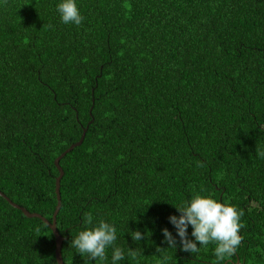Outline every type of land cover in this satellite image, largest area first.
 Wrapping results in <instances>:
<instances>
[{"label":"trees","instance_id":"trees-1","mask_svg":"<svg viewBox=\"0 0 264 264\" xmlns=\"http://www.w3.org/2000/svg\"><path fill=\"white\" fill-rule=\"evenodd\" d=\"M61 2L0 0V192L51 222L54 160L86 129L59 162L64 264H112L115 247L117 264H213L215 244L182 251L169 220L197 194L244 210L222 264H264V0H76L78 26ZM85 213L117 228L104 261L70 247ZM54 249L0 196V264H56Z\"/></svg>","mask_w":264,"mask_h":264},{"label":"clouds","instance_id":"clouds-1","mask_svg":"<svg viewBox=\"0 0 264 264\" xmlns=\"http://www.w3.org/2000/svg\"><path fill=\"white\" fill-rule=\"evenodd\" d=\"M57 12L61 21L65 24L80 25L84 17L81 15L76 0H62L57 5ZM49 27H52L49 25ZM257 154L264 158V151L257 148ZM175 206V205H174ZM180 213L179 216L169 217L170 223L176 228L179 236L181 250L192 254L199 253L202 247H207L210 243L215 244L214 255L216 257L213 264H222L226 257H232L242 243L243 237L240 235L244 225L241 218L244 210L236 206L219 202L210 195L197 194L190 201H186L179 206H175ZM83 223L84 230L79 231L75 238L70 241V247L75 248L77 253L90 260H106V250L115 244L117 239V228L114 224L100 219L94 224L90 213H85ZM192 227L189 239L188 229ZM164 242L168 248H177V239L167 228L162 230ZM134 241H140L145 237V233L139 230L131 232ZM162 248H158L160 252ZM128 255L136 257L137 252L129 248ZM125 253L119 247H115L112 255V264L124 259ZM165 260L168 257L164 258Z\"/></svg>","mask_w":264,"mask_h":264},{"label":"water","instance_id":"water-1","mask_svg":"<svg viewBox=\"0 0 264 264\" xmlns=\"http://www.w3.org/2000/svg\"><path fill=\"white\" fill-rule=\"evenodd\" d=\"M86 129L83 130L80 139L78 140V142L72 144L69 146L68 149H66L60 156H58L55 160H54V166L58 171V176L55 180V196H56V207L54 210V213L52 215V220L51 222H49L47 219L43 218L41 215L39 214H35V213H29L27 210H25L24 208L19 207L18 205L12 203L6 196H4L1 192H0V196L3 197L11 207L19 210L26 218L28 219H40L52 232L53 237H54V243H55V249H54V257H55V262L56 264H64L63 260H62V256H61V246L63 243V238L59 235L57 228H56V216L60 210L61 207V201H60V181L63 177V170L61 169V167L59 166V162L60 160L69 152H71L74 148L80 146L83 142L84 139V135H85ZM234 264H239V262L237 261Z\"/></svg>","mask_w":264,"mask_h":264}]
</instances>
